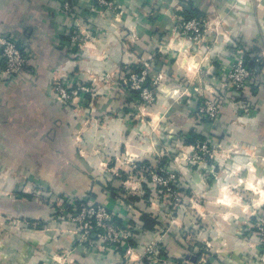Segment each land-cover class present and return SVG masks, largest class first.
<instances>
[{
    "label": "crops",
    "instance_id": "1",
    "mask_svg": "<svg viewBox=\"0 0 264 264\" xmlns=\"http://www.w3.org/2000/svg\"><path fill=\"white\" fill-rule=\"evenodd\" d=\"M70 1L77 8L80 31L89 32L73 55L65 43L69 16L60 9V0H0V33L14 38L29 57L26 71L0 80V194H17V199H0V212L42 219L46 206L23 195L31 187L75 195L91 190L97 202L113 206L95 187V171L127 150L152 162L157 156L153 142L156 146L162 138L157 121L145 124L129 114L118 79L159 53L167 58L160 68L170 86L193 83L210 95L205 86H217L219 70L240 57L260 66L254 75L259 87L226 99L215 123L196 119L187 110L194 102L174 103L165 89L149 112L168 113L176 129L200 134L220 148L214 176L186 168L189 188L196 199L205 196L198 204L200 216L217 219L210 221L218 240L215 264H243L238 251L250 245L238 237L231 215L241 217L243 204L264 208V0H113L101 10L92 6L94 0ZM195 15L211 23L198 47L174 30L178 19ZM62 77L71 84L85 81L93 90L64 102L52 87ZM107 184L114 183L109 179ZM239 189L247 196L242 205L230 197ZM143 200L134 205L148 211ZM123 216L119 214L128 221ZM157 216L154 230L139 222L140 233L126 250L84 245L71 227L52 219H43V228L35 230L22 223L18 230L0 234V264H148L142 246L150 239L161 241L170 257H181L183 239L175 228L169 235L158 234L164 219Z\"/></svg>",
    "mask_w": 264,
    "mask_h": 264
},
{
    "label": "rangeland",
    "instance_id": "2",
    "mask_svg": "<svg viewBox=\"0 0 264 264\" xmlns=\"http://www.w3.org/2000/svg\"><path fill=\"white\" fill-rule=\"evenodd\" d=\"M199 45L200 43L195 44L196 47ZM144 61L148 60H142L139 64L134 65V68L130 67L131 69H128V72L139 71ZM137 68L138 70H136ZM159 73L163 74L162 81L153 84L154 77ZM126 74L124 73L121 78L118 79L116 84L118 86V91L124 95V99H126L127 108L129 107V114L134 119H139L140 122L145 124L150 120L155 123L157 121L156 124L159 127L160 136H162V138H160V141L157 142L156 146L155 141L153 142L152 152L157 154L155 158L156 160L144 163V160H141L137 154L131 153L127 150L122 158L118 155L111 157L95 171V187L101 189L102 194H104L108 200L113 201V206L108 202H97V200H95L96 194L91 190L80 195H75L58 192L50 188L31 187V192L28 193L32 195L31 198L46 206L44 212H46V215L48 214V216L46 217L45 215L42 219H30L24 214L21 215L10 212L6 214L0 212V234H6L13 231V229L18 230L22 223L24 226H27V229H40L43 228V219L48 218L61 225H66V227H71L70 231L78 236L84 245L88 244V241L83 237V235H86V232L81 226L83 219L79 218V210H76V204L78 203L75 200L77 199L80 207L85 206L87 203H95L103 205L107 210L113 212L117 216H119V214L124 215L123 217L128 221H123V226L118 228L114 221L110 223L111 226L117 230L119 238L122 237V243L120 246L114 241H110L106 238H97L95 236L96 234L93 232H89L87 238L90 241V245H94L99 249L104 250L108 246H111L126 250L128 249V246L134 245L129 244V241L133 240L137 233H140L139 222L141 221L140 215L142 213L140 204H136L135 206V201H132L130 196L141 195V191L143 190L142 185L146 181L152 191L150 197L143 200L144 204L142 207L145 210L152 211L156 215H160L164 219L161 223L158 234L169 235L174 233L172 231L175 228L176 232L183 239L184 254L181 257L175 258V260L177 259V264H181L184 260L190 261V264H215L217 252L215 242L218 240L214 235V224L210 221H215L217 219L213 217V219L208 221L205 216L204 219L203 216H200L201 213L198 211V204L201 203V198L205 196L202 194L197 195V193H195L197 199L192 196L193 193H190L189 188L192 180L190 181L187 174L189 170L186 168H190L192 174L197 173L198 175L202 172L201 175L204 177H209L210 175L214 176L216 169L215 161L219 157L218 149L220 148L217 145L212 146L211 148L215 150L214 153L212 155H203L204 158L201 163L196 162L193 158V153L188 152L187 147L197 141L203 140L204 138L196 137L193 142H184V139H186L185 137H190L191 135L187 134L183 128L176 129L179 126H177L171 117H168V113L163 112L160 113L159 116H154L149 112L151 107L160 99L159 94L161 90L165 89L169 91L172 96L170 99L174 101V103L183 104L194 102L195 105L193 108H187V110L191 115L194 113L198 120H208L199 112V103L205 100V96L196 95V98L193 96L191 93L192 87H198L193 83L188 85L178 83L173 88L167 81V75L160 68L157 73L151 76L150 84L144 85L143 83L144 86L153 91L155 96L154 101L149 103L142 101L138 90L131 88L128 84L123 82L124 79L127 78ZM2 79L4 80V78H0V80ZM5 80H9V78H6ZM58 84L65 87L85 85L89 87V93L93 90L92 86L85 81L73 84L66 83L65 81L64 83L58 82ZM190 85L191 88H189ZM52 87L55 90V83H52ZM132 91L138 92L133 93ZM132 95L136 97H132ZM166 169L175 173V180L172 183L167 182L168 184L173 185L175 190L172 187L170 190L166 187L161 189L160 185L156 182L157 175L162 176L163 180H166L168 176ZM109 179L114 183L111 184V186H108L107 184ZM249 180L250 179L248 178L247 181ZM198 184V182H195L194 185ZM244 185H248V183ZM239 190L240 192L238 194L230 197H234V203L242 205L247 200V196H245V194L243 195L245 192L243 189ZM16 196L17 194L13 193H3L0 194V199L9 198L10 200H13L17 199ZM229 199L230 198L226 200L229 201ZM218 201L225 200L222 198V200L219 199ZM242 207L241 217L237 215L231 216H234V219H236L234 224L238 227V237L243 240V244H247V246L250 245V249L247 251L246 249L243 251L239 250L238 252L240 253L237 255L242 260L243 264H247L248 262L264 264V208L258 207L252 209L249 208L247 204H243ZM221 214H219V216ZM16 226L18 227L13 228ZM61 229H63V226ZM52 231L60 232V229L55 228L52 229ZM121 234L122 236H120ZM134 241L135 240H133V242ZM149 241H154L156 246L161 249V253H166V249L161 241H157L156 239H150ZM196 253H199L200 255L197 260L194 259Z\"/></svg>",
    "mask_w": 264,
    "mask_h": 264
},
{
    "label": "built area",
    "instance_id": "3",
    "mask_svg": "<svg viewBox=\"0 0 264 264\" xmlns=\"http://www.w3.org/2000/svg\"><path fill=\"white\" fill-rule=\"evenodd\" d=\"M113 0H94L93 7L101 10L112 6ZM60 9L69 16V21L65 24V33L68 37L69 47L71 48V55L77 54L81 48L82 43L85 41L86 35H89L88 31H80V23L78 18L77 8L71 3L70 0H60ZM208 22L202 17H190L180 18L174 24V30L181 36L187 38L192 44H198L201 42L204 31L210 26ZM29 57L27 53L20 49L14 38L10 35L0 33V78L14 79L21 73L26 71L28 66ZM151 68L149 61L142 63L141 69L136 72L129 71L124 79V83L128 84L131 88L138 90L142 101L152 102L155 99L154 93L151 89L144 86L143 83L146 80V76ZM220 74V82L217 86L206 85L205 89L210 92V95H206L202 92L199 87L192 88V94L196 98L198 96H205V100L199 103V112L201 115L208 119L211 123L218 121L221 112V106L223 102L230 98L234 93L242 94L244 91L249 90L254 83V71L245 64V61L240 57H235L228 63L223 65ZM219 78V79H220ZM163 79V74L159 73L154 77L153 84H157ZM58 82L64 83V79L57 78L53 80L55 83V91L57 98L62 101L78 96L85 95L90 91L88 86L78 85L76 87H65ZM178 91V90H177ZM194 98V99H195ZM243 110L246 106L240 103ZM214 146V145H213ZM209 139H203L191 144L187 147L188 152L193 153V158L196 162L202 161L203 155H212L214 149ZM168 174L166 180H163L162 176L157 175V183L160 188L166 187L168 190L171 187L175 190L172 183L175 180V173L167 170ZM76 208V207H75ZM113 212L107 210L103 205L95 203H87L85 206H81L79 215L83 219L81 223L82 228L86 232L83 235L88 243L90 242L87 238L89 232L95 233L97 238H106L115 243H122V237L119 238L116 229L111 226V216ZM98 227L103 228V232L97 230ZM81 235V236H82ZM122 236V234L120 235ZM104 245V244H103ZM104 247V246H103ZM143 254L148 259V264H177V259L170 257L167 253H161V249L156 246L154 241H148L143 246ZM190 261L184 260L181 264H190Z\"/></svg>",
    "mask_w": 264,
    "mask_h": 264
},
{
    "label": "trees",
    "instance_id": "4",
    "mask_svg": "<svg viewBox=\"0 0 264 264\" xmlns=\"http://www.w3.org/2000/svg\"><path fill=\"white\" fill-rule=\"evenodd\" d=\"M65 43H67V45L70 46L68 39H65ZM68 51H69V54H71L72 50H71L70 47H69ZM164 57H165L164 55L158 53V55H155V58H154L153 61L149 60L151 62V70L148 72V74L146 76V80L144 82V85L145 84H150L151 76L153 74L157 73V71L160 69V66H162L165 63V62L163 63V61H165L167 58L165 57V60H164ZM245 64L248 67H250L254 71V73L257 72L258 68L260 67L256 63L255 64L250 63L248 61V59H245ZM134 67L135 66H132V68H134ZM136 70H138V68ZM127 72H128V70H127ZM258 87H259V81H258V78H255L253 86L250 89L252 91H256L258 89ZM132 92L136 93L138 91H136V92L132 91ZM232 96L236 97L235 94H233ZM132 97H136V96L132 95ZM187 134H189L191 136L190 137H185L186 139H184V142H193V141H195L194 139L196 137H202L200 134L194 133L193 131H190ZM147 162L148 161H144V163H147ZM142 188H143L144 192H143V194L141 196L140 195H132V196H130V199L132 201L139 200L140 198L146 200L148 197H150L152 189L150 188V186L148 185V183L146 181H145V183H143ZM23 195L27 196V197H31L32 196L31 194H23ZM75 201L78 203V204H76V207H77L76 210H80L79 201H77V199ZM140 220L143 222L142 228L146 229V230H154L155 227L159 224L158 216L155 213H153L152 211H142V213L140 215ZM112 221L115 222V225H117L118 228L123 226L122 219L119 216L115 215V214H112V216H111V222ZM97 230L99 232H103V228H101V227H98ZM129 244H134L133 240H130ZM199 256H200L199 253H196L194 255V259L197 260L199 258Z\"/></svg>",
    "mask_w": 264,
    "mask_h": 264
},
{
    "label": "water",
    "instance_id": "5",
    "mask_svg": "<svg viewBox=\"0 0 264 264\" xmlns=\"http://www.w3.org/2000/svg\"><path fill=\"white\" fill-rule=\"evenodd\" d=\"M17 45L20 47V45L17 43ZM20 49H22L21 47H20Z\"/></svg>",
    "mask_w": 264,
    "mask_h": 264
}]
</instances>
